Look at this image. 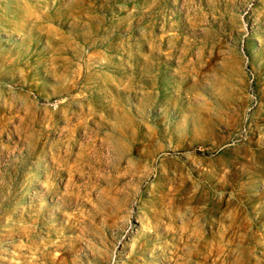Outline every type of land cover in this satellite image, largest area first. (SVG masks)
<instances>
[{
	"label": "rangeland",
	"instance_id": "1",
	"mask_svg": "<svg viewBox=\"0 0 264 264\" xmlns=\"http://www.w3.org/2000/svg\"><path fill=\"white\" fill-rule=\"evenodd\" d=\"M0 264H264V0H0Z\"/></svg>",
	"mask_w": 264,
	"mask_h": 264
},
{
	"label": "bare ground",
	"instance_id": "2",
	"mask_svg": "<svg viewBox=\"0 0 264 264\" xmlns=\"http://www.w3.org/2000/svg\"><path fill=\"white\" fill-rule=\"evenodd\" d=\"M24 78H25V76H24ZM121 135H122V136H125V130H122V131H121ZM101 149H102V147H101ZM108 152H109V150H108ZM122 179H123V178H122ZM207 210H208V209H207ZM206 216H207V214H206L205 212H204L203 215H201V217H203V218H206ZM223 250H224V249H223ZM221 251H222V249H221ZM227 254H228V253H227ZM230 254H231V253H230ZM208 255H209V254H208ZM213 255H214V254H213ZM228 256H229V255H228ZM228 256H227V257H228ZM233 257H234V256H233ZM228 258H229V257H228ZM237 258H238V257H237ZM237 258H236V259H237ZM206 259H207V257H205V260H206ZM207 262H208V261H207Z\"/></svg>",
	"mask_w": 264,
	"mask_h": 264
}]
</instances>
